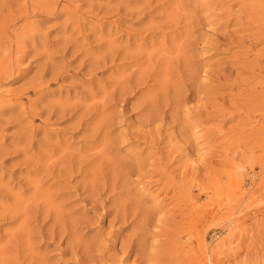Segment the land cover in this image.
I'll return each mask as SVG.
<instances>
[{
    "label": "rangeland",
    "instance_id": "obj_1",
    "mask_svg": "<svg viewBox=\"0 0 264 264\" xmlns=\"http://www.w3.org/2000/svg\"><path fill=\"white\" fill-rule=\"evenodd\" d=\"M0 264H264V0H0Z\"/></svg>",
    "mask_w": 264,
    "mask_h": 264
}]
</instances>
